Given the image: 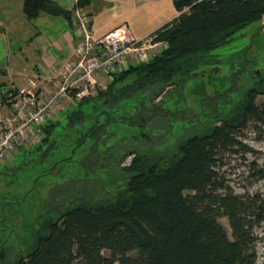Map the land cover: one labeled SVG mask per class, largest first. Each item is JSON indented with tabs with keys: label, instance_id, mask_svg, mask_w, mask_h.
<instances>
[{
	"label": "trees",
	"instance_id": "1",
	"mask_svg": "<svg viewBox=\"0 0 264 264\" xmlns=\"http://www.w3.org/2000/svg\"><path fill=\"white\" fill-rule=\"evenodd\" d=\"M180 15L155 32L167 44L152 61L131 66L98 99L117 102L112 90L128 98L151 86L165 92L197 76L212 63L211 53L231 43L247 26L264 19V0H173ZM91 0H78L85 8ZM29 20L42 14L72 20L73 12L52 0H24ZM4 85H0V91ZM264 72L257 73L249 90L227 117L205 133L181 142L171 155L133 153L123 169L125 184L115 194L98 201L82 200L57 220L45 219L32 252L17 264H255L256 225L264 222V192L235 195L218 173L220 156L241 145L238 137L251 120L264 129ZM111 97H114L111 99ZM120 100V99H119ZM68 116L70 123L85 117L82 105ZM42 124V143L52 128ZM94 127L90 134L96 133ZM264 178V174H260ZM226 191V192H225ZM227 218L230 237L220 219ZM108 253V254H107Z\"/></svg>",
	"mask_w": 264,
	"mask_h": 264
},
{
	"label": "rangeland",
	"instance_id": "2",
	"mask_svg": "<svg viewBox=\"0 0 264 264\" xmlns=\"http://www.w3.org/2000/svg\"><path fill=\"white\" fill-rule=\"evenodd\" d=\"M209 59L212 63L201 67L196 77L184 83L177 80L168 88L163 85L165 92L158 97L154 93L159 88L151 86L120 98L119 90L131 85L132 77L112 90L118 101L111 105L106 98L90 96L81 107L85 115L81 123L68 119L81 101L59 104L44 123H57L48 141L41 144L44 132L39 127L38 142L20 146L0 167V264H17L27 257L45 219L57 220L84 199L98 201L115 194L125 184L123 169L134 152L171 155L181 142L230 115L254 87L257 73L264 72V19L239 31ZM113 81L114 77L107 78L98 95ZM13 96L0 94V103L12 109ZM262 103L264 95L258 98ZM94 127L97 131L92 135ZM238 140L241 145L220 156L218 173L235 195L263 193L264 129L251 120ZM220 222L231 237L228 219ZM254 234L258 237L255 264H264V222L255 226Z\"/></svg>",
	"mask_w": 264,
	"mask_h": 264
},
{
	"label": "crops",
	"instance_id": "3",
	"mask_svg": "<svg viewBox=\"0 0 264 264\" xmlns=\"http://www.w3.org/2000/svg\"><path fill=\"white\" fill-rule=\"evenodd\" d=\"M52 1L72 12L78 3ZM23 6L24 0H0V85H4L0 94L33 90V83L34 89L49 95L57 89L62 72L75 62L79 41L75 20L45 14L29 20ZM86 12L96 37L127 24L137 38H143L179 16L173 0H91ZM7 104L0 103V116L12 114Z\"/></svg>",
	"mask_w": 264,
	"mask_h": 264
},
{
	"label": "built area",
	"instance_id": "4",
	"mask_svg": "<svg viewBox=\"0 0 264 264\" xmlns=\"http://www.w3.org/2000/svg\"><path fill=\"white\" fill-rule=\"evenodd\" d=\"M75 20L79 38L75 62L62 72L57 89L46 95L30 83L33 90L12 95V114L0 117V167L20 146L38 142L39 127L53 116L59 104L98 96L107 78L152 61L167 46L156 39L155 32L137 38L127 24L96 37L82 8L76 10Z\"/></svg>",
	"mask_w": 264,
	"mask_h": 264
}]
</instances>
